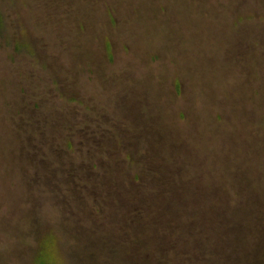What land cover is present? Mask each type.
I'll return each instance as SVG.
<instances>
[{
    "label": "rangeland",
    "instance_id": "obj_1",
    "mask_svg": "<svg viewBox=\"0 0 264 264\" xmlns=\"http://www.w3.org/2000/svg\"><path fill=\"white\" fill-rule=\"evenodd\" d=\"M65 1L0 0V264H264V0Z\"/></svg>",
    "mask_w": 264,
    "mask_h": 264
},
{
    "label": "trees",
    "instance_id": "obj_2",
    "mask_svg": "<svg viewBox=\"0 0 264 264\" xmlns=\"http://www.w3.org/2000/svg\"><path fill=\"white\" fill-rule=\"evenodd\" d=\"M54 3H56V2H54ZM2 16H3L2 13H0V28L4 26L3 25V17ZM23 49L27 50L28 51V54H30L31 53V50H33L32 47L29 46V45L26 46V47H23ZM17 50H19V49L18 48H15V51H17ZM154 212L155 213H153L152 215H156V210H154ZM157 220H158V218L155 217V218H152V220L150 219L149 221H152L151 224H158V221ZM162 232H161L162 234H165L166 233L164 230Z\"/></svg>",
    "mask_w": 264,
    "mask_h": 264
},
{
    "label": "flooded vegetation",
    "instance_id": "obj_3",
    "mask_svg": "<svg viewBox=\"0 0 264 264\" xmlns=\"http://www.w3.org/2000/svg\"><path fill=\"white\" fill-rule=\"evenodd\" d=\"M65 0H61L60 1V3L58 2V1H56V0H46V7H49L50 5H52V4H54L55 6H58V5H60V4H62L63 2H64ZM69 0H66L65 2H68ZM54 2H56V3H54ZM59 3V4H58ZM70 7L71 6H73V5H69ZM74 10V9H73ZM82 25H83V22H82ZM66 49H68L67 47H66Z\"/></svg>",
    "mask_w": 264,
    "mask_h": 264
}]
</instances>
